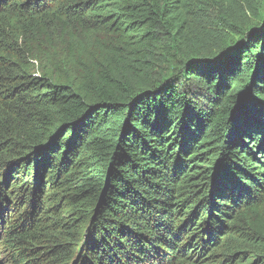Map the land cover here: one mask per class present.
Here are the masks:
<instances>
[{"label": "trees", "instance_id": "1", "mask_svg": "<svg viewBox=\"0 0 264 264\" xmlns=\"http://www.w3.org/2000/svg\"><path fill=\"white\" fill-rule=\"evenodd\" d=\"M0 246L264 264V0H0Z\"/></svg>", "mask_w": 264, "mask_h": 264}, {"label": "rangeland", "instance_id": "2", "mask_svg": "<svg viewBox=\"0 0 264 264\" xmlns=\"http://www.w3.org/2000/svg\"><path fill=\"white\" fill-rule=\"evenodd\" d=\"M16 259L9 250L2 251L0 246V264H15Z\"/></svg>", "mask_w": 264, "mask_h": 264}]
</instances>
